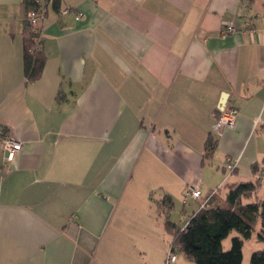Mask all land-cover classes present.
<instances>
[{
	"label": "crops",
	"instance_id": "crops-1",
	"mask_svg": "<svg viewBox=\"0 0 264 264\" xmlns=\"http://www.w3.org/2000/svg\"><path fill=\"white\" fill-rule=\"evenodd\" d=\"M65 8L35 27L47 59L27 82L22 0H0V264H163L165 195L185 212V190L201 192L181 228L226 183L259 181L264 199V0ZM223 96L238 116L218 138Z\"/></svg>",
	"mask_w": 264,
	"mask_h": 264
},
{
	"label": "trees",
	"instance_id": "trees-1",
	"mask_svg": "<svg viewBox=\"0 0 264 264\" xmlns=\"http://www.w3.org/2000/svg\"><path fill=\"white\" fill-rule=\"evenodd\" d=\"M43 2L46 11L50 8L60 13L61 0H43ZM22 9L26 20L27 13L38 10L39 4L35 0H22ZM26 27L29 28L27 25ZM39 33L40 30L32 31L29 28L23 38V71L27 82H34L40 78L47 59L41 38L37 42ZM215 144L211 138L207 139L206 158L212 155ZM252 169L257 170L255 165ZM258 184L259 181L224 184L227 190L224 199H221V202L215 201L219 194L220 189H218L206 200L203 208L199 207L189 217L183 228L169 220L174 202L170 196L165 195L159 201L158 208L165 217V232L172 237L169 248L176 251V257L178 258L177 251H179L192 264H241L242 247L251 237L257 222L260 231L258 240L264 243V199L260 200L253 196ZM232 232L238 235L231 239L230 248L224 250L222 241ZM249 264H264V246L251 254Z\"/></svg>",
	"mask_w": 264,
	"mask_h": 264
},
{
	"label": "built area",
	"instance_id": "built-area-1",
	"mask_svg": "<svg viewBox=\"0 0 264 264\" xmlns=\"http://www.w3.org/2000/svg\"><path fill=\"white\" fill-rule=\"evenodd\" d=\"M39 4L38 10H31L26 15V25L32 30H34L37 25H39L43 19L46 16V10L43 6L45 4L43 0H35ZM96 1V0H91ZM70 10L68 8H65L60 11L61 15H65ZM83 15L82 13L78 12L75 15L76 20L82 19ZM235 31V28L230 21H224L222 23L221 33L222 34H228ZM38 33V32H36ZM41 38V32L39 33L37 42L40 41ZM217 114L215 115L214 122L212 125V132L213 134L220 138L223 135V132L225 129L232 128L234 126V123L236 121V118L238 116V111L234 107H227L226 105H218L216 109ZM2 149L5 151V163H11L15 158L17 153L21 149V143L17 141L16 139H13L11 137L3 138L2 140ZM236 162L232 161L231 159H227L225 169L227 173H232L235 169ZM201 197V192L193 187H188L184 192V199H193V200H199ZM207 200V199H206ZM206 200L201 202L199 205L200 208H203L204 204L206 203ZM175 250L172 248H168L165 255V260L163 264H175L176 262V254Z\"/></svg>",
	"mask_w": 264,
	"mask_h": 264
},
{
	"label": "rangeland",
	"instance_id": "rangeland-1",
	"mask_svg": "<svg viewBox=\"0 0 264 264\" xmlns=\"http://www.w3.org/2000/svg\"><path fill=\"white\" fill-rule=\"evenodd\" d=\"M226 190V187L223 186L219 190V194L217 195L215 201H220L221 202V194H223ZM221 193V194H220ZM190 200V199H189ZM189 200H184L186 205H185V212L181 209V204H177V207L173 206V209L171 210L169 214V220L177 226H181L183 221L190 216L188 212L192 208H196L195 203L190 202ZM189 201V202H187ZM195 204V205H194ZM189 207V208H188ZM260 233L259 231V224L258 222L254 226V231L252 232L251 237L244 242V245L242 247V263L241 264H249V259L251 254L259 249H262L264 246V243L258 240V234ZM238 234L236 232H232L231 234L228 235L223 241H222V247L224 250H228L231 245V239L233 236H237ZM172 238V237H171ZM172 241V239H171ZM170 241V245H171ZM170 247V246H169ZM168 247V248H169ZM177 262L176 264H192L189 260H187L179 251H177Z\"/></svg>",
	"mask_w": 264,
	"mask_h": 264
},
{
	"label": "water",
	"instance_id": "water-1",
	"mask_svg": "<svg viewBox=\"0 0 264 264\" xmlns=\"http://www.w3.org/2000/svg\"><path fill=\"white\" fill-rule=\"evenodd\" d=\"M224 97L225 96H223V98L221 99V101H220V105L222 106V105H225V99H224Z\"/></svg>",
	"mask_w": 264,
	"mask_h": 264
}]
</instances>
